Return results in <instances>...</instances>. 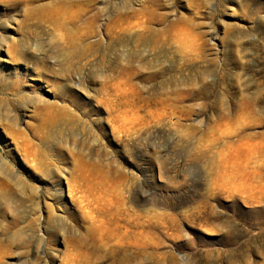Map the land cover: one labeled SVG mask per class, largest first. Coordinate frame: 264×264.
Listing matches in <instances>:
<instances>
[{"label":"rangeland","instance_id":"1","mask_svg":"<svg viewBox=\"0 0 264 264\" xmlns=\"http://www.w3.org/2000/svg\"><path fill=\"white\" fill-rule=\"evenodd\" d=\"M0 264H264V0H0Z\"/></svg>","mask_w":264,"mask_h":264}]
</instances>
